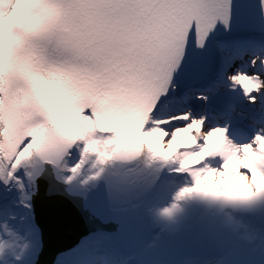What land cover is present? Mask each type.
I'll list each match as a JSON object with an SVG mask.
<instances>
[{"label": "snow or ice", "instance_id": "1", "mask_svg": "<svg viewBox=\"0 0 264 264\" xmlns=\"http://www.w3.org/2000/svg\"><path fill=\"white\" fill-rule=\"evenodd\" d=\"M40 194L90 238L202 210L251 248L264 0H0V264H38Z\"/></svg>", "mask_w": 264, "mask_h": 264}, {"label": "bare ground", "instance_id": "2", "mask_svg": "<svg viewBox=\"0 0 264 264\" xmlns=\"http://www.w3.org/2000/svg\"><path fill=\"white\" fill-rule=\"evenodd\" d=\"M44 198L48 207L46 211L64 207L67 202H53ZM67 207L69 214L63 210L57 212L65 225L57 226L55 218L51 224L53 232L57 228L65 230L69 225L86 229L90 227L77 209L70 203ZM48 214L55 217L52 212ZM35 215L36 219L46 217L42 211L38 215L35 211ZM244 219L252 227L255 243L251 248L243 233L227 229L223 227L222 220L211 218L202 210H195L178 228L170 230H158L148 216L133 214L125 219V226L117 233L119 237L88 238L82 241L76 251L59 257L62 264H264L261 258L264 249V214ZM39 226L43 236V226ZM121 234L123 237H120ZM50 236L51 240L45 247L49 254L53 250L55 253L57 249L55 235ZM40 264L47 262L42 260Z\"/></svg>", "mask_w": 264, "mask_h": 264}, {"label": "water", "instance_id": "3", "mask_svg": "<svg viewBox=\"0 0 264 264\" xmlns=\"http://www.w3.org/2000/svg\"><path fill=\"white\" fill-rule=\"evenodd\" d=\"M42 200V201H41ZM68 202L64 203V207H56L53 209H50L49 211H46L47 203L45 202L44 196L41 194L38 196V198L35 201V211L38 214L42 211L46 217L43 219V217L38 218V224H42L43 228V236H42V241H43V247L42 251L39 255L38 259V264L44 260V262H47V264H57V258L60 256H64L67 253L74 252L79 247L81 246V243L83 240H86L89 237V233L92 230L90 227L86 229L83 226H73L69 225L66 226L65 230L61 228H57L55 232H53V228L51 227V224L55 222V218L57 220V226L61 227L64 226V222L57 216V212L59 210H63L64 212L68 213V207H67ZM57 211H56V210ZM46 212V213H45ZM48 212L54 213L53 217L52 215H49ZM69 214V213H68ZM49 217H48V216ZM50 219V222H49ZM44 221L46 223H44ZM51 234L55 235V238L57 239V249L54 250L51 254H49L46 250V245L47 243L51 240ZM114 236L119 237V235L115 234ZM120 237H123L121 234ZM54 254V255H53Z\"/></svg>", "mask_w": 264, "mask_h": 264}]
</instances>
